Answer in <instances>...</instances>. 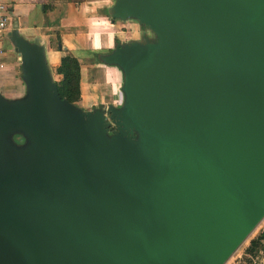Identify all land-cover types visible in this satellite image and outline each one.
Returning a JSON list of instances; mask_svg holds the SVG:
<instances>
[{"label": "water", "instance_id": "95a60500", "mask_svg": "<svg viewBox=\"0 0 264 264\" xmlns=\"http://www.w3.org/2000/svg\"><path fill=\"white\" fill-rule=\"evenodd\" d=\"M112 17L155 35L99 57L120 109L61 99L12 34L27 97H0V264H225L264 218V0H116Z\"/></svg>", "mask_w": 264, "mask_h": 264}, {"label": "crops", "instance_id": "0c3cea01", "mask_svg": "<svg viewBox=\"0 0 264 264\" xmlns=\"http://www.w3.org/2000/svg\"><path fill=\"white\" fill-rule=\"evenodd\" d=\"M105 1L110 3L106 8L111 22L120 21L124 24L119 25L116 31L117 40L123 41L121 45L127 41L142 43L144 40H152L149 36L153 32L136 19H114L112 9L116 0ZM1 2L6 11L0 16L5 15L7 18L6 28L0 31V97L4 101H22L27 97V87L22 79V64L12 35L16 32L24 43L30 46L36 45L41 51L53 82L57 83L54 74L58 77L57 69L61 59L71 55L79 64L82 98L87 95L88 84L84 85L83 80L87 77V69L93 65L98 69L102 68L99 80L96 81L99 87L111 85L109 91L104 87V92H99L100 96L96 99L99 101L98 104L118 106L122 103L123 95L119 91H114L117 86L119 88V82L122 79L120 70L101 62L99 57L104 55L98 56V62L94 61L95 55L110 49V41L107 50L105 47L99 50L93 47V40L90 42L87 5L80 0H1ZM100 20L107 21V16L100 14ZM129 21L136 22V25L128 23ZM106 71L112 77L110 80L104 79ZM260 254L263 256H260L257 264H264V245Z\"/></svg>", "mask_w": 264, "mask_h": 264}, {"label": "rangeland", "instance_id": "374dc122", "mask_svg": "<svg viewBox=\"0 0 264 264\" xmlns=\"http://www.w3.org/2000/svg\"><path fill=\"white\" fill-rule=\"evenodd\" d=\"M80 2H83L85 5L88 6V17H89V35H90V42L93 40V47L96 50H99L101 47L107 50L109 46V41H110V49L98 53V55H95V60L98 62V56L99 55H107L111 51L114 50L115 45L117 43L122 44V40H117L116 36V31L118 30L119 25H124L120 21H112L110 20L109 16L107 15V8L106 6L110 5L108 1L105 0H80ZM100 14L106 15L107 16V21H101L100 20ZM128 23H131L133 25H136L134 21H129ZM95 37V38H94ZM150 39H155L154 33L149 36ZM114 39V40H113ZM129 42L127 41L124 44H128ZM100 69V70H99ZM97 68L96 66L90 65V67L87 69V77L85 80H83L84 85L85 83L87 84V95L85 98L81 97V92H80V98L77 102H75L73 105L76 107V109L87 113V112H94V111H104L107 109L109 106L114 107L115 109H120L122 103H120L118 106H113V105H104L101 106L99 101H96L97 97L100 96V93L104 92V87L109 91L111 88V85H98L96 81L99 80V75L100 71H102V68ZM21 72H22V67H21ZM122 79L119 82V88L118 86L114 88L115 92H121L122 94V88L124 85V76L122 71L120 70ZM54 77L59 83L61 81V76L54 74ZM112 77L110 74H107V71L104 72V79L110 80ZM107 80V81H108ZM96 84V85H95ZM79 88H80V83H79ZM112 90V89H111ZM101 91V92H100ZM100 92V93H99ZM113 92V91H112ZM105 121L106 124H108L107 128V133L106 135L110 138L114 135L116 132L115 126L111 123L110 116L105 113ZM5 139L15 145V147L20 148L23 146L27 145V138L21 133H12L9 135L5 136ZM260 235H264V218L262 221L257 225V227L253 230V232L249 235V237L242 243L237 250L234 252V254L230 257V259L225 263V264H257L258 259L260 256H263L260 254V251L262 250V247L264 245V239H262L259 243V247L257 248V251L255 253H249L247 254L248 248L250 246V242L256 238H258Z\"/></svg>", "mask_w": 264, "mask_h": 264}, {"label": "trees", "instance_id": "16d2710c", "mask_svg": "<svg viewBox=\"0 0 264 264\" xmlns=\"http://www.w3.org/2000/svg\"><path fill=\"white\" fill-rule=\"evenodd\" d=\"M57 74L61 76V81L56 83L61 99L74 104L80 98V70L77 60L71 55L63 57L57 69ZM262 239H264V235H260L258 238L252 240L247 254L251 252L255 253Z\"/></svg>", "mask_w": 264, "mask_h": 264}, {"label": "built area", "instance_id": "2783aa9c", "mask_svg": "<svg viewBox=\"0 0 264 264\" xmlns=\"http://www.w3.org/2000/svg\"><path fill=\"white\" fill-rule=\"evenodd\" d=\"M6 11V8L4 4L0 0V14L4 13ZM7 18L5 15L0 16V31H3L6 28Z\"/></svg>", "mask_w": 264, "mask_h": 264}]
</instances>
